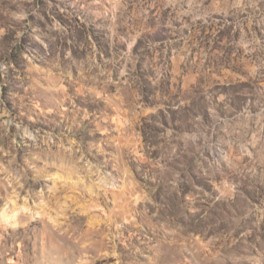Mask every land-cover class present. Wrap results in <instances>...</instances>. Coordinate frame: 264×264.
I'll return each mask as SVG.
<instances>
[{
  "label": "rangeland",
  "instance_id": "1",
  "mask_svg": "<svg viewBox=\"0 0 264 264\" xmlns=\"http://www.w3.org/2000/svg\"><path fill=\"white\" fill-rule=\"evenodd\" d=\"M0 264H264V0H0Z\"/></svg>",
  "mask_w": 264,
  "mask_h": 264
}]
</instances>
